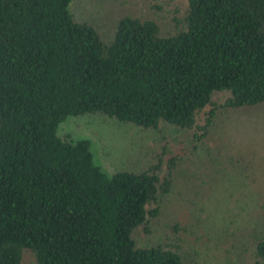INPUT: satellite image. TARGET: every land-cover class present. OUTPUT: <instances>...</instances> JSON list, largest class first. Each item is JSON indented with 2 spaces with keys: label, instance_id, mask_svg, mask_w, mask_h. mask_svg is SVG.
<instances>
[{
  "label": "trees",
  "instance_id": "16d2710c",
  "mask_svg": "<svg viewBox=\"0 0 264 264\" xmlns=\"http://www.w3.org/2000/svg\"><path fill=\"white\" fill-rule=\"evenodd\" d=\"M76 1L85 6L0 0V264L26 254L34 264H188L178 223L162 242L136 237L152 232L179 158L165 166L163 150L143 169L108 172L91 139L59 127L96 115L202 140L218 108L264 104V0H187L166 31L155 17L125 14L110 21V37L75 15ZM252 255L264 261V239Z\"/></svg>",
  "mask_w": 264,
  "mask_h": 264
},
{
  "label": "rangeland",
  "instance_id": "374dc122",
  "mask_svg": "<svg viewBox=\"0 0 264 264\" xmlns=\"http://www.w3.org/2000/svg\"><path fill=\"white\" fill-rule=\"evenodd\" d=\"M81 1L85 6L78 1L72 4L75 15L95 22L106 37L115 19L125 14L155 17L166 31L176 6L187 5V0H98L99 11L89 14L94 5ZM230 95L227 90L216 91L213 102L222 104ZM90 116L68 117L58 134L91 139L96 162L108 172L143 169L163 150L165 166L170 157L180 160L171 192L161 198V213L152 223V232H137L140 245L164 241L171 225L178 223L185 228L182 253L188 264H256L254 244L264 239V104L218 108L211 131L202 140L194 131L142 130L111 117ZM206 117L201 114V125ZM162 174H167L165 168ZM24 264H34L30 254Z\"/></svg>",
  "mask_w": 264,
  "mask_h": 264
}]
</instances>
